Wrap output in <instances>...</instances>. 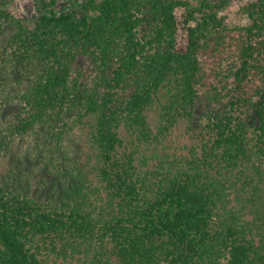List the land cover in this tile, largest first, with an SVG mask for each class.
Returning <instances> with one entry per match:
<instances>
[{
	"label": "trees",
	"instance_id": "trees-1",
	"mask_svg": "<svg viewBox=\"0 0 264 264\" xmlns=\"http://www.w3.org/2000/svg\"><path fill=\"white\" fill-rule=\"evenodd\" d=\"M15 1L0 158L48 153L0 177V264H264V0Z\"/></svg>",
	"mask_w": 264,
	"mask_h": 264
},
{
	"label": "rangeland",
	"instance_id": "rangeland-1",
	"mask_svg": "<svg viewBox=\"0 0 264 264\" xmlns=\"http://www.w3.org/2000/svg\"><path fill=\"white\" fill-rule=\"evenodd\" d=\"M241 3L239 0H231L228 7H226L225 10H221L220 14L226 16V20L229 23H244V18L239 12ZM11 12L14 14V16L20 18L25 24L28 26H31L34 21L35 17V11L33 2L31 0H17L10 6ZM184 10L179 9L177 11V15L179 20H181L184 17ZM184 31L179 29L178 31V39L183 40L184 38ZM4 41V35H0V47L2 45V42ZM38 135L40 134H31V135H25L23 137H17L12 142V146L9 149H6L0 158V177L6 176V174L12 170L16 169V166L19 167L22 165L23 161H26V169L31 168V172L35 171L37 168L41 169L43 167V163L40 161V159L37 156V152L40 150L39 148L43 143H41V140L39 139ZM79 136V131H75L71 138L66 140L67 144H70L71 142H74L76 140V137ZM41 143V145H39ZM75 142L71 145L74 146ZM71 145L67 149L66 153L59 156L58 154L54 153L53 157L55 159H61L64 158L67 163L73 164L74 162V154L72 155V152L69 151L72 148ZM39 146V148H38ZM42 148V147H41ZM41 151V150H40ZM48 152L41 151V154L43 157ZM72 156V158H70ZM40 157V156H39ZM23 158V160H22Z\"/></svg>",
	"mask_w": 264,
	"mask_h": 264
}]
</instances>
